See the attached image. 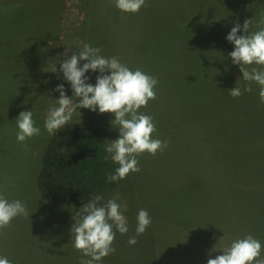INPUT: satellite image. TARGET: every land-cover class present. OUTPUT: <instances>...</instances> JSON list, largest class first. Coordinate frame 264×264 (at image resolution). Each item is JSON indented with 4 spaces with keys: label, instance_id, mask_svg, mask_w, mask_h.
Listing matches in <instances>:
<instances>
[{
    "label": "rangeland",
    "instance_id": "rangeland-1",
    "mask_svg": "<svg viewBox=\"0 0 264 264\" xmlns=\"http://www.w3.org/2000/svg\"><path fill=\"white\" fill-rule=\"evenodd\" d=\"M9 10L22 12L20 16L31 11L30 18L37 16L45 33L40 43L31 42L16 56L24 71L0 68V195L21 201L29 214L0 230V257L12 264H80L88 257L73 247L71 228L83 205L46 201L33 179L37 150L49 136L44 128L48 109L58 106L54 89L63 84L66 95H73L59 65L87 43L100 48L102 56L135 67L137 60L131 58L138 37L150 29L174 30L176 18L184 14L186 22L192 20V40L207 63V74H218V83L229 85L226 89L238 85L243 90L247 82L232 63L234 45L226 37L237 23V34L244 35L246 19L253 20L250 32L264 28V0H145L136 13L121 12L115 0H0V16ZM26 26L35 25L25 20ZM85 75L95 85L99 73ZM246 98L230 109L233 105L218 94V127L213 130L208 121L217 113L215 107L203 113H162L158 104L148 102L139 110L153 117L152 137L168 146L154 156L139 155V172L106 182L103 197L119 196L128 233L113 228L116 251L97 264H207L232 241L248 235L261 242L264 258V104L259 94ZM26 110L32 111L40 134L19 143L16 118ZM78 115L97 125L106 145L118 138L119 129L111 123L114 114L82 108L71 120ZM108 165L113 174L119 166L110 159ZM140 209L147 210L151 224L130 246Z\"/></svg>",
    "mask_w": 264,
    "mask_h": 264
},
{
    "label": "clouds",
    "instance_id": "clouds-1",
    "mask_svg": "<svg viewBox=\"0 0 264 264\" xmlns=\"http://www.w3.org/2000/svg\"><path fill=\"white\" fill-rule=\"evenodd\" d=\"M144 5L145 0H115L116 8L123 13H136ZM252 23L253 20L250 19L244 21V35L237 34L241 30V25L237 23L226 39L234 45V50L229 53L232 63L239 65L242 72L240 79L247 82L243 92H251L250 85L255 82L260 86L259 99L261 104H264V70H261L264 69V28L250 32ZM100 53V48L85 43L81 50L73 52L59 65V71L63 74V79L70 84L73 95L69 98L64 85H57L54 91L59 92L58 106L48 109L44 128L50 135L55 134L82 108L93 112L98 109L101 114H114L115 119L111 123L119 129V136L105 145L107 155L104 160L110 159L119 165L114 174H106L108 182H119L130 173L140 171L137 159L139 155L147 152L154 156L168 145L166 141L152 137L156 131L153 117L139 111L156 98L154 88L158 80L139 69L130 70L117 57L106 58ZM82 61L84 63L81 66ZM254 64L260 67H251ZM89 71L99 73L95 85L91 84L90 78L85 75ZM228 92L233 98L243 94L238 85ZM16 124L19 129L16 139L19 143L40 134V129L34 126L31 110L20 112ZM118 199V195L107 200L102 195H94L77 211L71 228V242L76 250L88 257L82 259L80 264H97L102 258L116 251L113 247V228L122 235L128 233L127 220L122 214V205L117 203ZM126 207L123 205L124 210ZM21 215H29L24 203L19 200L9 202L0 195V230L8 227L13 218ZM136 219V235L129 237L130 246L138 243L137 237L151 224V218L145 209L139 210ZM261 249V242L248 235L232 241L222 249V255L208 259L207 264H264ZM0 264L12 262L6 257H0Z\"/></svg>",
    "mask_w": 264,
    "mask_h": 264
},
{
    "label": "trees",
    "instance_id": "trees-1",
    "mask_svg": "<svg viewBox=\"0 0 264 264\" xmlns=\"http://www.w3.org/2000/svg\"><path fill=\"white\" fill-rule=\"evenodd\" d=\"M31 13L20 16L22 12L9 10L0 16V68L6 72L24 71L17 66L20 61L16 56H20L24 46L42 41L45 32L36 21L37 16L30 18ZM25 20L35 26L22 27ZM191 21L186 22L182 14L176 18L174 30L150 29L143 38L138 37L140 40L136 39L138 45L131 58L137 60L136 66L130 70L140 67L139 70L158 80L154 88L158 99L149 103L158 104L162 113L175 110L178 114L203 113L217 108V113L213 112L208 121L213 130L218 127V94L222 102L232 104L229 108L233 109L234 103H244L246 95L256 97L260 86L254 84L251 92L242 90L241 96L231 97L226 89L229 85L218 83V74L215 78L207 74V63L199 57L192 40L191 33L195 29ZM213 68L218 72V67L213 65ZM81 117L75 116L55 134H49L37 150L34 186L50 203L78 207L94 195L103 196L105 191L109 172L108 161L104 160L106 143L97 125Z\"/></svg>",
    "mask_w": 264,
    "mask_h": 264
}]
</instances>
